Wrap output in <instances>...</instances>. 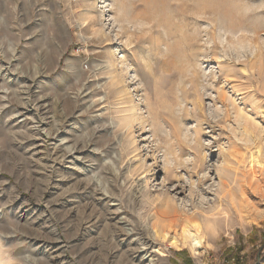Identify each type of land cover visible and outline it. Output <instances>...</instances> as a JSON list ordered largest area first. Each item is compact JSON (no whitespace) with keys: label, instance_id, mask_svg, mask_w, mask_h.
Here are the masks:
<instances>
[{"label":"rangeland","instance_id":"obj_1","mask_svg":"<svg viewBox=\"0 0 264 264\" xmlns=\"http://www.w3.org/2000/svg\"><path fill=\"white\" fill-rule=\"evenodd\" d=\"M155 4L0 0V264H264V0Z\"/></svg>","mask_w":264,"mask_h":264},{"label":"bare ground","instance_id":"obj_2","mask_svg":"<svg viewBox=\"0 0 264 264\" xmlns=\"http://www.w3.org/2000/svg\"><path fill=\"white\" fill-rule=\"evenodd\" d=\"M169 1L170 0H155V5H157L158 10H161L160 8L162 7H159V5L165 6ZM219 101L223 105H226L227 96L224 93L219 95ZM211 225L210 227L212 229L213 226ZM130 231L134 233L136 230L132 229ZM144 231L146 233V239L140 241L138 251L141 253L143 259L147 258V260L151 262H153L155 257L154 254L156 253L153 247V240L155 238H164L175 248L189 246L191 251L196 255H198L203 245L207 242L206 237L202 235L200 226L193 223L192 219L186 213L175 207L171 208L166 213L162 221H158V223L153 224L152 227L144 226ZM213 231L215 232V230Z\"/></svg>","mask_w":264,"mask_h":264}]
</instances>
